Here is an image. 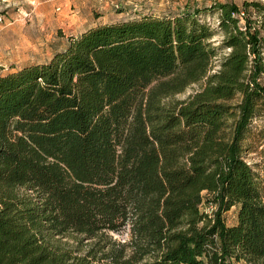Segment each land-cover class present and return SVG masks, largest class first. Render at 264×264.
Instances as JSON below:
<instances>
[{"label":"trees","instance_id":"trees-1","mask_svg":"<svg viewBox=\"0 0 264 264\" xmlns=\"http://www.w3.org/2000/svg\"><path fill=\"white\" fill-rule=\"evenodd\" d=\"M259 15L140 13L0 73V264H264Z\"/></svg>","mask_w":264,"mask_h":264},{"label":"rangeland","instance_id":"rangeland-1","mask_svg":"<svg viewBox=\"0 0 264 264\" xmlns=\"http://www.w3.org/2000/svg\"><path fill=\"white\" fill-rule=\"evenodd\" d=\"M204 1L210 0H1L0 73L47 59L55 49L63 46L70 34H77L89 25L116 21L140 13L172 14L182 10L185 4H202ZM235 1L239 3L241 0ZM259 1L264 4V0ZM257 18L264 24V17L259 15ZM207 19L215 24L216 14L207 15ZM260 33L264 35V25ZM211 40L217 43L220 36L214 35ZM200 83H191L182 91L166 96L165 100L183 98L196 90ZM257 123L264 125V115L257 119ZM212 207L205 203L200 205L206 212ZM223 218L226 224L234 223L235 206L224 211ZM109 234L112 240H126L125 231ZM68 244L76 246L73 240H69ZM234 264L244 263L240 261Z\"/></svg>","mask_w":264,"mask_h":264},{"label":"built area","instance_id":"built-area-1","mask_svg":"<svg viewBox=\"0 0 264 264\" xmlns=\"http://www.w3.org/2000/svg\"><path fill=\"white\" fill-rule=\"evenodd\" d=\"M1 19V18H0Z\"/></svg>","mask_w":264,"mask_h":264},{"label":"crops","instance_id":"crops-1","mask_svg":"<svg viewBox=\"0 0 264 264\" xmlns=\"http://www.w3.org/2000/svg\"><path fill=\"white\" fill-rule=\"evenodd\" d=\"M1 1V0H0Z\"/></svg>","mask_w":264,"mask_h":264}]
</instances>
